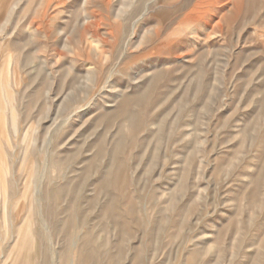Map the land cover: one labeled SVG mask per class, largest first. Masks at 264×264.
<instances>
[{
  "label": "rangeland",
  "instance_id": "obj_1",
  "mask_svg": "<svg viewBox=\"0 0 264 264\" xmlns=\"http://www.w3.org/2000/svg\"><path fill=\"white\" fill-rule=\"evenodd\" d=\"M0 264H264V0H0Z\"/></svg>",
  "mask_w": 264,
  "mask_h": 264
},
{
  "label": "bare ground",
  "instance_id": "obj_2",
  "mask_svg": "<svg viewBox=\"0 0 264 264\" xmlns=\"http://www.w3.org/2000/svg\"><path fill=\"white\" fill-rule=\"evenodd\" d=\"M142 112V111H141ZM132 119V118H131ZM117 121V120H116ZM120 123V122H119ZM120 142V141H119ZM122 149V148H121ZM44 222H45V220H44Z\"/></svg>",
  "mask_w": 264,
  "mask_h": 264
}]
</instances>
